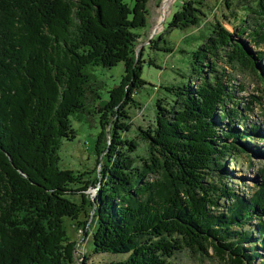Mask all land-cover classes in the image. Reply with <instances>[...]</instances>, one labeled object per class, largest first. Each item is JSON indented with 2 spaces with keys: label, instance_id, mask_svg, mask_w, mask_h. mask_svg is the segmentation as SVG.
Segmentation results:
<instances>
[{
  "label": "trees",
  "instance_id": "trees-1",
  "mask_svg": "<svg viewBox=\"0 0 264 264\" xmlns=\"http://www.w3.org/2000/svg\"><path fill=\"white\" fill-rule=\"evenodd\" d=\"M147 2L0 0V55L2 50L8 62L0 65V264H73L78 240L70 237L67 219L81 237L91 234L95 254L124 255L89 263L83 254L81 264H175L183 250L228 264H264V163L247 195L224 173L227 158L237 162L253 147L250 140L264 138L244 113L256 100L236 97L230 73L248 70L258 77L264 51L249 49L219 21L194 50L189 79L164 85L168 102L156 100L154 124L145 133L153 156L151 163L144 160L147 170L133 169L131 158L119 153L108 159L103 185L99 177L87 179L90 171L59 164L62 139L76 137L70 117L84 110L90 65L124 64L118 83L107 90L95 154L107 130L113 144L135 148L132 139L114 134L129 130L119 122L121 130L118 120L129 118L127 106L137 104L134 92L147 84L143 53L135 57ZM201 4L183 2L168 26L198 23ZM255 11L261 21L246 34L249 46L260 48L264 0H256ZM159 40H151L152 48L159 49ZM2 66L11 71L8 77H2ZM261 115L264 121V108ZM148 172L159 175L150 179ZM99 182V193L87 201L86 189Z\"/></svg>",
  "mask_w": 264,
  "mask_h": 264
},
{
  "label": "rangeland",
  "instance_id": "rangeland-1",
  "mask_svg": "<svg viewBox=\"0 0 264 264\" xmlns=\"http://www.w3.org/2000/svg\"><path fill=\"white\" fill-rule=\"evenodd\" d=\"M131 2V0H125ZM167 0H148V18L144 27L136 31L135 37V57L141 59L140 53H143L144 59L142 77L147 81V84L134 92L135 101L137 104L128 105L126 120H118V124H129V130L123 132L116 130V137L120 139H132L135 143V148L131 146L119 145L117 142L113 144L112 131L100 139L97 145L100 151L95 154V139L99 135V117L102 108L107 103V90L117 84L121 75L124 72V64L118 63L112 67H101L98 65H90L87 68L88 91L85 97V106L82 112L72 115V125L76 130V137L72 140L62 139L59 148V164L63 168H71L78 171H90L86 174L87 179L93 180L99 177L104 185L105 178L104 168L109 165L110 160H114L116 155L124 153L131 158V167L140 170L144 168V160L148 163L153 161L150 154V145L145 133L151 131L154 124L156 111V103L158 99L162 103L168 102V97L164 93L163 86L169 84H180L189 79L192 72V66L196 65L193 60L194 50L200 48L207 38L213 34V30L217 21L223 27L230 31L236 40H240L249 49H261L264 51V44L259 47L249 46L252 43L249 40L247 32H251L261 21L260 15L255 11L256 0H201V10L204 15H200L199 21L185 28H170L168 26L173 14L180 8L183 2L187 0H170L168 7L163 10V6ZM245 25L246 32L237 36L239 27ZM158 48L154 49L151 45V40L159 39ZM157 43V42H156ZM142 48H144L142 50ZM160 48H169L170 51H165ZM6 55H0V65L7 64ZM149 59L152 62L149 63ZM220 67H226L227 71H231L227 64L220 62ZM1 75L10 74L9 69L2 66ZM258 77L251 76L248 70L244 72H234L235 75V95L238 99L245 101L253 97L256 101L252 104L251 110H244L248 117V122L259 125L261 134H264V121L262 120V109L264 108V57L259 59L256 64ZM234 72V73H233ZM2 75V77H3ZM263 90V91H262ZM243 101V100H242ZM242 108L244 102H241ZM111 122V121H110ZM233 124H237L233 122ZM127 125H125L126 127ZM109 128V127H108ZM242 128V127H241ZM256 137V138H255ZM254 143L250 140L253 147L246 149L241 153L237 162L233 159L225 160V174L228 175L227 183L235 185L238 192L247 195V187L256 185L258 176V166L264 163V138L260 139L255 136ZM256 143V147L254 144ZM111 145L113 146L111 148ZM133 149V150H130ZM111 155L112 157H109ZM250 156V159L247 158ZM248 160L251 162L249 163ZM101 175L104 177H101ZM149 178L158 177V173L153 175L147 173ZM101 189V182L97 185L90 186L86 189V199L94 200L95 196ZM79 195H74L76 201L79 200ZM88 202H86L85 206ZM95 207V205H94ZM89 213V211H88ZM94 210L90 208L89 215H93ZM80 218H87L81 215ZM90 218L92 225L95 220ZM68 233L72 239H77V249L75 251V261L73 264H81L83 254L88 257L89 263H96L99 260L109 261L112 259H122L121 253H98L93 252V240L91 234L85 240L79 235L76 226L69 219L66 220ZM89 230V229H88ZM90 232V231H89ZM209 254L212 250L209 249ZM175 264H228L226 261L219 260L214 256L194 254L188 250H183L177 253L172 259ZM254 263H257L256 261Z\"/></svg>",
  "mask_w": 264,
  "mask_h": 264
},
{
  "label": "bare ground",
  "instance_id": "bare-ground-1",
  "mask_svg": "<svg viewBox=\"0 0 264 264\" xmlns=\"http://www.w3.org/2000/svg\"><path fill=\"white\" fill-rule=\"evenodd\" d=\"M170 0H167L163 6V10L166 9L168 7V3H169Z\"/></svg>",
  "mask_w": 264,
  "mask_h": 264
}]
</instances>
